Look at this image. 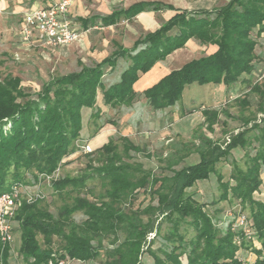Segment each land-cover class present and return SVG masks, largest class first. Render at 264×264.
I'll return each instance as SVG.
<instances>
[{"label": "trees", "instance_id": "1", "mask_svg": "<svg viewBox=\"0 0 264 264\" xmlns=\"http://www.w3.org/2000/svg\"><path fill=\"white\" fill-rule=\"evenodd\" d=\"M162 10L175 9L160 2L138 3L127 10H115L101 23L110 26L122 19L132 20L141 12ZM262 34L264 0H230L212 11H177L158 30L140 37L131 50L119 48L101 62L82 64L78 71L44 83L38 92L25 91L17 77L0 80V194L27 183L28 173H33L35 182L40 175H52L65 158L78 150L82 110L92 109V122L102 117L97 107L99 92L109 108L132 106L140 96L134 90L140 76L192 39L201 45H214L216 50L171 71L145 90L142 95L148 106L154 111L170 108L192 84H223L229 88L255 70ZM119 59L130 64L118 82L106 86L104 77L108 69L116 68ZM258 91V110L264 114V90ZM218 117L217 111L207 112L209 129L218 123ZM106 124L112 121L107 120ZM250 131L231 135L228 142L221 144L201 136V160L197 165L174 169L172 163L165 167L162 176L151 177L142 172L136 180L129 177L131 164L116 152L111 137L98 151L99 166L89 164L75 178L53 180L54 191L71 188L79 193L73 204L60 208L56 215L41 208L39 202H23L18 208L13 221L18 223L22 260L26 264L90 262L98 259L104 249L106 259L102 264H144L141 258L145 253L153 264H264V202L254 197L263 185L264 129L255 139L258 147H254ZM123 141L127 153L144 151L129 139ZM237 147L244 150L242 164L231 154ZM220 163L231 167L227 180L217 172ZM213 173L220 190L217 200L203 203L188 193L198 181L209 180ZM97 179L109 188L97 199H90L85 193L87 182ZM138 191H150L156 206L123 211L122 204L129 200L133 205ZM222 202L239 208L233 211L232 219L224 220L225 210L219 207ZM152 210L161 220L156 228L157 218L146 223L142 220ZM76 213H82L85 220L77 223L73 218ZM239 214L247 216L260 248L244 239L241 230H233ZM153 234L160 240L156 249V241L148 240ZM105 239H110L108 248L102 244ZM246 249L255 255L252 263L240 255ZM10 251L9 246L1 250L3 264H10Z\"/></svg>", "mask_w": 264, "mask_h": 264}, {"label": "crops", "instance_id": "2", "mask_svg": "<svg viewBox=\"0 0 264 264\" xmlns=\"http://www.w3.org/2000/svg\"><path fill=\"white\" fill-rule=\"evenodd\" d=\"M58 0H0V49L2 46L19 41L18 30L22 26L24 14L42 7L50 2ZM230 0H75L69 9V16L74 27L82 33L81 40L69 48L62 50L69 55L79 51L89 59V63L101 62L111 56L119 48L131 50L135 42L143 35L155 32L160 25L169 21L177 11H212L224 6ZM160 2L172 6L175 10H162L159 12L145 11L139 13L132 20L122 19L110 26L102 25V18L110 16L115 10H127L138 3ZM18 20V24H14ZM90 30L89 32H86ZM98 31V32H97ZM104 32V33H103ZM93 33H95L93 35ZM97 33V34H96ZM6 43V44H5ZM52 51L58 49L47 48ZM216 50L214 45H201L196 40H189L186 46L170 54L165 60L158 62L149 72L140 76L134 84V90L140 96L130 107L109 108L103 103V94L98 93L97 107L101 110L102 117L96 122L90 120L92 109L82 110L86 114L85 124L81 132L79 144L89 142L94 152L100 150L109 139L115 135L128 138L137 147L148 145L151 138V146L146 153L148 158L155 159L161 166L179 169L184 166L197 165L200 160L199 148L201 136L213 140L216 143L229 141L231 135H236L245 130H251L249 135L254 139V147L259 142L255 139L260 136V130L264 129V114L258 110L261 98L259 89L264 90V79H262L264 61L257 63L255 70L231 87L223 84L200 85L202 100L199 105H188L193 100L185 101V94L190 91L189 85L185 88L181 100L174 106L163 111L152 110L143 92L168 75L171 71L178 70L186 63L203 55H208ZM130 62L119 59L114 70L108 69L105 78H109L110 84L119 81L121 73L129 66ZM105 83V82H104ZM106 85V84H105ZM106 85V86H108ZM206 87V88H204ZM258 88V89H257ZM189 89V90H188ZM101 101L99 103V96ZM198 106V107H197ZM219 112L218 123L208 128L207 112ZM84 114V115H85ZM105 117H109L112 124L100 123ZM97 129L95 135L92 131ZM256 126V129H252ZM97 127V128H98ZM95 129V130H94ZM83 133H86L85 136ZM150 137V138H149ZM81 152L78 149L66 161L77 157ZM233 158L242 164L244 150L241 147L231 151ZM136 162V160H135ZM140 163L144 161L140 160ZM220 163L216 168L226 178L225 170ZM145 167V166H144ZM228 175L230 172H227ZM215 174V173H214ZM216 176V174H215ZM263 185L260 191L254 195L256 200L264 202V171L262 173ZM209 180L198 181L196 188L190 191L194 198L200 202L207 203L217 199L220 190L216 178V184L210 188ZM228 211H225V218ZM257 247L260 243L257 241ZM244 260L253 261L255 255L251 250H241Z\"/></svg>", "mask_w": 264, "mask_h": 264}, {"label": "rangeland", "instance_id": "3", "mask_svg": "<svg viewBox=\"0 0 264 264\" xmlns=\"http://www.w3.org/2000/svg\"><path fill=\"white\" fill-rule=\"evenodd\" d=\"M14 24H18V20L15 21ZM94 34L95 33H93V35ZM256 53L259 56L260 62L264 61V34H262V36L258 39V47L256 49ZM85 55L80 54L79 51H76L72 53V55H69V52L62 49L52 51L40 45H35L31 48H27L26 46L22 45L21 41L19 40L15 43V45H13V43H9V45L6 44V46H2L0 49V80H3L7 76L17 77L21 80V86L25 91L29 93H35L38 92L41 89L42 85L49 80L57 76L78 71L82 64H88L89 59ZM261 66L264 67V62L263 64H261ZM108 80L109 78L104 79L106 85L109 84ZM189 88L190 91H187L184 97L185 101L187 99H191L193 100V102H191V104L188 103V105H199L198 103H200L202 97H204L203 95H201L203 89H200V85L198 84H192V86H190ZM99 99L100 103L101 95L99 96ZM84 114L85 113H83L82 120L83 125L85 124L86 117V114ZM107 120H109V117H105L102 122L100 121V123H102L103 125ZM97 127L98 126H96V130L101 128V126L100 128ZM96 130L92 131V136L95 135ZM83 134L85 136L86 133ZM112 138L115 140V145L117 147L116 152L125 162L131 164L132 169L129 170V177H132L134 180L139 179L142 176V172L149 173L151 177L162 176V172L165 171V167L156 162L158 160L157 156L155 155V159L153 160L148 158L150 156L146 155L149 150L148 146L152 145L150 137V139H148L149 141H147L148 145L145 144L139 146L144 150L143 152L130 151L129 153L125 151V142L123 141L122 136L115 135ZM79 143L80 142L78 141L77 146L79 145ZM98 151L88 155H84L81 153L77 157L72 158L68 161H66L67 158H65L59 167V178H75L81 175L85 171L86 166L89 164H92L95 167L99 166V163L97 161V159L99 158ZM140 160L144 162L140 163ZM224 166H227V164L223 163L221 170ZM223 170H225L224 172L226 173V178H229L227 172H230V169H228L227 167V169ZM32 175L33 173L26 174L27 183H24L21 186L26 198L32 197V202H39V206L41 208L46 209L55 215L58 213L60 208L64 207L67 204H73L75 198L79 196V193L71 188H67L63 192L54 191L52 187L53 181L48 182L45 177H42L43 175H40L39 179L35 182L32 179ZM208 184L210 185V188H212L216 184V176L214 173L211 174ZM108 188V185L102 183L101 180L97 179L87 182V190L85 191V193L90 199H97L99 196L105 194V191ZM193 188L196 187L194 186ZM138 192L139 197L133 203V205L129 204V200L125 201L122 204L121 208L123 211L130 212L131 210L145 208L148 205L156 206L157 202L152 198L150 191H147L145 194L142 191ZM38 193L41 196L40 199H36V195ZM188 193H191V191L189 190ZM211 202L212 201H209L207 203ZM219 207L229 212L227 213V217L224 218L225 221L232 219L233 211L239 209L235 205H230L226 202L220 203ZM149 214L151 215H143L142 220L144 223H146L150 218H157L155 222L156 228L161 220L160 218H158V214H156V211L152 210L149 212ZM73 218L77 223H81L85 220V217L82 213L74 214ZM12 226L15 231L13 230L14 242L11 246H9L11 248L9 257L10 264H26L25 261L22 260V257L19 253L21 238L20 233L16 230L18 228V223L16 221H13ZM166 226L167 223H164L163 228H165ZM155 235L156 234H153L148 237L149 241H156V244L153 247L154 249L158 247V243L160 241ZM39 240L41 241L40 237ZM110 243V239H105L102 244L104 247L108 248ZM58 245L59 241L57 238H55V247H58ZM95 245H97L96 242ZM105 253L106 250H101L99 258L94 261H70L68 264H102V262H104L106 259ZM141 261L144 264H153V259L148 253L143 254Z\"/></svg>", "mask_w": 264, "mask_h": 264}, {"label": "built area", "instance_id": "4", "mask_svg": "<svg viewBox=\"0 0 264 264\" xmlns=\"http://www.w3.org/2000/svg\"><path fill=\"white\" fill-rule=\"evenodd\" d=\"M75 0H58L31 10L24 14L23 23L18 30L19 40L22 45L31 48L40 45L44 48L64 49L69 48L81 40L79 32L69 16V9ZM87 30L86 32H89ZM264 79V75L262 77ZM78 149L84 155L92 154L94 149L89 142L78 145ZM58 168L52 175H43L48 182L59 178ZM38 193L36 199H40ZM23 202L31 203L32 197L26 198L22 187L13 186L10 191L0 194V264H3L1 250L5 246H11L14 242L13 219L18 208ZM233 230L242 231L244 239L257 247L255 232L250 228L247 216L239 214L233 223ZM240 244L241 238H238ZM264 258V256H263ZM248 263L252 261L247 260ZM58 264H66L64 261Z\"/></svg>", "mask_w": 264, "mask_h": 264}]
</instances>
